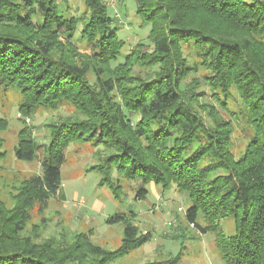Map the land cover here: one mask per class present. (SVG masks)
<instances>
[{
	"label": "trees",
	"instance_id": "1",
	"mask_svg": "<svg viewBox=\"0 0 264 264\" xmlns=\"http://www.w3.org/2000/svg\"><path fill=\"white\" fill-rule=\"evenodd\" d=\"M133 1L137 19L150 24V45L138 42L124 53L104 0H83L82 18L70 7L62 13L59 0H0V89L19 91L17 108L25 116L63 103L76 113L48 122L45 144L28 126L18 132L16 160L33 162L41 148L43 154L40 173L21 181L12 205L0 199V264H111L152 239L132 222L134 212L106 219L124 224L115 250L94 244L90 230L42 241L36 226L22 234L31 212H45L60 192L73 142L96 149L89 170L115 202L126 199L122 182L136 184L137 201L146 199L151 183L174 188L189 201L185 222L213 235L223 264H264V0ZM79 26L85 51L73 43ZM200 68L202 77L184 84ZM202 86L224 111L236 93L239 113L231 115L247 131L238 152L233 122L201 103ZM6 129L0 119V162ZM223 220L232 222L231 235ZM184 248L141 264H180Z\"/></svg>",
	"mask_w": 264,
	"mask_h": 264
},
{
	"label": "rangeland",
	"instance_id": "2",
	"mask_svg": "<svg viewBox=\"0 0 264 264\" xmlns=\"http://www.w3.org/2000/svg\"><path fill=\"white\" fill-rule=\"evenodd\" d=\"M110 15L117 19L119 27L118 37L125 42L123 52L127 53L138 42L149 46L147 34L150 24H142L135 16V3L133 0H104ZM68 7L75 16L83 17L85 12L83 0H67L61 3L59 9L63 13ZM78 27L73 43L81 51L86 50V44L81 43ZM118 62H123L122 58ZM115 64L113 63L112 66ZM136 71V70H135ZM203 69L191 74L184 80V84L193 79H199L204 74ZM200 91L207 93L202 104L215 106L224 120L233 122L232 141L234 150L243 149L246 142L247 131L244 122L236 120L231 114L239 113L237 95L228 100L226 111L222 110L211 98L208 87L202 86ZM20 94L16 88L5 91L0 89V119L7 122V129L1 132L4 139L3 150L6 156L0 162V199L8 206L12 205L10 196L15 194L21 181L30 175L40 173V157L43 149L37 152V159L27 163L16 160L12 148L16 145L17 134L24 127L32 129L33 136L39 144L47 143L48 122H55L66 117H75L73 106L63 103L57 110L38 109L32 115H23L18 111ZM20 115V116H18ZM203 115H205L203 113ZM28 120V121H27ZM96 149L84 142L69 144L65 153V162L61 167V188L55 197L50 198L48 209L40 213L36 209L31 212V220L22 234L29 233L37 228L38 240L53 238L60 239L61 233L66 237L74 231L92 232L91 239L94 244L106 249L115 250L119 247L123 235L124 224L118 222L112 225L106 219L116 212H134L132 222L138 226L140 233L150 232L152 239L126 256L113 261L111 264H141L148 261L163 260L169 256H176L184 245L183 258L180 264H223L214 245L213 235L208 233L200 235L184 220L185 210L189 205L187 196L178 193L174 188L162 191L152 183L146 188L148 195L145 200H134L136 184L124 183L123 188L126 199L122 203L114 201L107 187H98L100 176L89 170L97 161L94 156ZM226 234L234 232L230 220L221 222Z\"/></svg>",
	"mask_w": 264,
	"mask_h": 264
},
{
	"label": "built area",
	"instance_id": "3",
	"mask_svg": "<svg viewBox=\"0 0 264 264\" xmlns=\"http://www.w3.org/2000/svg\"><path fill=\"white\" fill-rule=\"evenodd\" d=\"M18 116H20V115H18ZM28 121V120H27Z\"/></svg>",
	"mask_w": 264,
	"mask_h": 264
}]
</instances>
